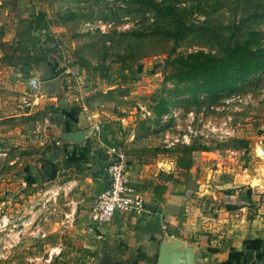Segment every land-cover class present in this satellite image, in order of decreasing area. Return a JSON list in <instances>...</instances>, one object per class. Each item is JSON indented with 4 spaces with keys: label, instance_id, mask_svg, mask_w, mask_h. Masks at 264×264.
<instances>
[{
    "label": "rangeland",
    "instance_id": "rangeland-1",
    "mask_svg": "<svg viewBox=\"0 0 264 264\" xmlns=\"http://www.w3.org/2000/svg\"><path fill=\"white\" fill-rule=\"evenodd\" d=\"M46 2L47 9L57 16L54 23L49 21V25L50 35L57 42L59 52L55 57L59 62H48L47 56L36 61V54L15 50L16 39L3 41L0 27L3 52L11 62L22 65L24 61L28 67L25 71L33 74V88L26 89L23 96L30 98L28 94L37 92V81L46 77L80 76L83 84L71 89V106L77 112L83 109L79 112L85 120L83 125L91 121L88 118L91 110L100 114L99 125L111 120L112 116L134 112L141 134L156 119L140 117V106L152 112L158 102H165L171 114L168 118L173 120L168 138L178 134L179 138L183 134L192 135L189 142L197 146V152H202L196 170L218 174L216 184L228 179L243 184L244 189L255 187L264 192V70L233 82V91L217 101L202 94L192 96L179 92L184 85L164 81L162 72L164 59L175 54L204 50L220 56L224 47L246 40L252 47L264 49V0ZM177 20L186 24L188 30L175 37ZM56 27L61 28L60 35L53 31ZM46 61L50 64H43ZM101 61L108 65L112 78L110 82L97 84V75L92 69ZM68 67L69 70H64ZM85 83L95 86V90L91 92ZM3 92L0 88V96ZM78 94L82 96L80 99ZM1 111L0 264H63L66 260L48 256L56 243L49 237V225L57 219L62 221L63 228L70 218L66 213L72 206L58 189L61 180L55 176L56 170L63 172V167L54 166L51 172L47 170L53 154L52 144L56 143L50 128L60 109L57 112V108L48 106L19 122L14 118L7 119ZM18 123L24 128H15ZM23 131L30 138L23 139ZM152 138H160L161 145L157 147L166 150L162 136ZM102 155L106 170L111 158L106 153ZM193 161L192 158V164ZM82 179L84 173L81 186ZM67 183L71 192L84 193V187L79 189L77 185L79 181L71 186ZM58 190L62 196L57 195L59 199L54 204L52 196ZM38 208L39 212L34 215V209ZM20 222L21 228L24 226L25 229L29 223L26 229L29 242L15 243Z\"/></svg>",
    "mask_w": 264,
    "mask_h": 264
},
{
    "label": "crops",
    "instance_id": "crops-1",
    "mask_svg": "<svg viewBox=\"0 0 264 264\" xmlns=\"http://www.w3.org/2000/svg\"><path fill=\"white\" fill-rule=\"evenodd\" d=\"M0 1V27L5 42L14 38L25 41L23 39L28 33L24 25L39 11L45 13L48 22L54 23L53 19L57 18L52 10L47 9L46 0ZM49 28L48 33L51 34ZM53 31L60 35L58 31L61 28L56 27ZM47 58L48 62L60 61L55 55H47ZM10 59L0 47V88L4 90L0 96V109L5 117L19 122L23 117L41 112L48 106L57 108V112L60 109L56 118L52 119L55 123L50 128L56 143L52 144L53 154L49 160L53 165L47 163V170L51 172L54 166L63 167V172L56 170L55 176L61 180L58 189L63 191L64 199L72 206L66 213L70 218L64 222L63 228L62 221L57 219L49 225V237L56 242L48 252L50 258L66 260L63 264H97L107 254L120 264H155L159 240L167 232L198 246L209 257L207 264H264L263 190L255 187L244 189L243 184L232 183L228 179L223 181L236 187L217 190L214 181L218 174L210 175L196 170L202 152H193L194 164L185 174L183 169L176 166L178 153L158 149L160 138H152L162 136L161 132L155 130L158 126L151 122L145 133L141 134L134 112H127L121 117L112 116L111 120L99 125L100 114L91 110L88 117L91 121L83 125L85 120L79 115L83 109L77 112L71 106V89L83 84L80 76L64 77V95L39 93V83L53 78L46 77L37 81V92L28 94L30 98L23 96L26 89L33 88V74L31 71H21V64ZM48 62L43 64H50ZM95 79L97 84L105 81L98 76ZM85 84L91 92L95 90V86ZM81 97L78 94V99ZM23 98H27L29 104H23ZM145 112H150V115ZM139 115L145 119L154 117L153 112L141 106ZM19 125L15 128H24ZM87 128L91 132L87 141L80 146L60 138L63 132ZM22 137L26 139L29 136H25L23 131ZM114 146L125 148L128 181L143 196L145 210L140 213L117 211L110 223L96 225L90 219V207L109 184L102 154L106 153L112 159ZM67 182H70V186L79 185V189L84 187V193L71 192ZM158 184L165 186L161 201L154 196L153 188ZM59 190L52 196L54 204L62 196ZM39 210L34 209L33 214ZM21 224H17L15 243L30 241L26 232L29 223L26 229L24 226L21 228Z\"/></svg>",
    "mask_w": 264,
    "mask_h": 264
},
{
    "label": "trees",
    "instance_id": "trees-1",
    "mask_svg": "<svg viewBox=\"0 0 264 264\" xmlns=\"http://www.w3.org/2000/svg\"><path fill=\"white\" fill-rule=\"evenodd\" d=\"M49 22L43 11H39L32 20H29L24 29L28 35L25 41H16L17 47L29 55L36 54V61H41L47 55H58L57 42L51 37L49 32ZM173 35H182L188 26L181 20H177ZM2 48V45H1ZM21 57V56H19ZM25 59V57H21ZM44 60V59H43ZM21 71L28 67L23 61ZM86 65V64H84ZM124 69V68H123ZM264 70V49L254 48L250 41L235 43L223 48L222 55L217 56L204 50H195L185 54H175L167 56L163 62L164 81H172L177 85L183 84L178 91L192 96L205 95L207 99L217 101L226 94L233 91V82L256 75ZM92 71L101 79L110 82L111 71L105 62H97ZM60 72V71H59ZM58 72V74H59ZM125 79L124 75H121ZM155 123L158 126L157 132H162L172 124V118L161 122V116L170 114L165 102H158L152 109ZM154 123V124H155ZM197 150V146L190 144H178L166 149L170 153H178L176 166L186 172L192 166V153ZM49 163V162H48ZM80 163L79 161L77 162ZM49 165H53L49 163ZM164 185H155L154 196L158 201L162 199Z\"/></svg>",
    "mask_w": 264,
    "mask_h": 264
},
{
    "label": "built area",
    "instance_id": "built-area-1",
    "mask_svg": "<svg viewBox=\"0 0 264 264\" xmlns=\"http://www.w3.org/2000/svg\"><path fill=\"white\" fill-rule=\"evenodd\" d=\"M23 103L29 104L26 98H23ZM145 113L150 115V112ZM169 115L171 114L162 115L161 121H166ZM171 127H167L161 132L164 148L169 149L178 144L190 143L189 140L191 141L192 135L183 134L179 138L178 134V136L173 137L171 135L168 138ZM112 150L113 157L106 168L109 184L106 189L97 195L90 207V219L96 225L110 223L117 211L140 213L145 210L143 196L128 181L126 152L118 146H114ZM49 254L51 255L52 253L50 252Z\"/></svg>",
    "mask_w": 264,
    "mask_h": 264
},
{
    "label": "water",
    "instance_id": "water-1",
    "mask_svg": "<svg viewBox=\"0 0 264 264\" xmlns=\"http://www.w3.org/2000/svg\"><path fill=\"white\" fill-rule=\"evenodd\" d=\"M63 81L64 75L42 81L39 83V93L47 95H64L65 90ZM90 132V128L79 131L63 132L60 134V138L65 142L80 146L87 141ZM215 187L219 191H225L233 189L236 186H233L230 182H224L216 184ZM208 258L198 246L164 232L159 240L155 264H207ZM97 264L120 263L106 254Z\"/></svg>",
    "mask_w": 264,
    "mask_h": 264
}]
</instances>
